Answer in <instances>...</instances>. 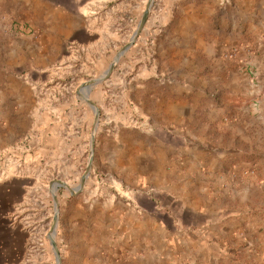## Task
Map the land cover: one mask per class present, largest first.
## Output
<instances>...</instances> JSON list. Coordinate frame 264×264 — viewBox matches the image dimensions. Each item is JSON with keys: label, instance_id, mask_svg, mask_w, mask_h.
Masks as SVG:
<instances>
[{"label": "rangeland", "instance_id": "rangeland-1", "mask_svg": "<svg viewBox=\"0 0 264 264\" xmlns=\"http://www.w3.org/2000/svg\"><path fill=\"white\" fill-rule=\"evenodd\" d=\"M204 1L0 0V264H168L134 247L119 251L108 200L131 202L134 185L110 161L129 149L127 133L136 138V131L151 129L142 112L157 115L152 101L166 96L167 75H141L166 69L161 52H174L172 36ZM218 1L197 117L234 88L233 105L254 119L240 167L227 175L238 184L240 226L227 237L229 249L214 251L208 264H264V20L247 13L243 0ZM80 24L94 34L76 31ZM165 225L173 231L170 219ZM186 243L168 256L171 262L207 264L196 240Z\"/></svg>", "mask_w": 264, "mask_h": 264}, {"label": "crops", "instance_id": "crops-1", "mask_svg": "<svg viewBox=\"0 0 264 264\" xmlns=\"http://www.w3.org/2000/svg\"><path fill=\"white\" fill-rule=\"evenodd\" d=\"M243 3L247 13L264 20V0ZM218 5V0H207L198 9L193 8L191 20L170 40L174 52H161L167 57L166 69L153 67L141 75L143 79L167 75L161 89L166 96L152 101L157 115L142 112L151 129L136 131V138L127 133L129 149L110 161L112 167L119 164L117 173L130 176L134 185L129 190L131 202L115 196L108 200L110 229L116 232V244L123 254L134 247L148 257L173 264L169 257L189 246L186 238L191 236L208 264L214 251L224 253L229 249L227 237L240 226L239 197L233 190L238 184L229 183L227 175L240 167L244 150L241 143L252 142L249 126L254 118L241 116L233 105V98L239 94L234 88L225 90V99L209 109L203 119L197 117L199 97L206 89V75L201 74L205 54L211 51L209 35L212 31L218 33L211 22ZM76 29L94 34L81 24ZM159 48H164L162 41ZM137 88L155 91V87L146 85ZM225 116L232 121L222 123L219 119ZM122 136L116 143L121 144ZM229 202L235 205L230 207ZM166 219L172 222V232L165 225Z\"/></svg>", "mask_w": 264, "mask_h": 264}, {"label": "water", "instance_id": "water-1", "mask_svg": "<svg viewBox=\"0 0 264 264\" xmlns=\"http://www.w3.org/2000/svg\"><path fill=\"white\" fill-rule=\"evenodd\" d=\"M151 1H152V0H151ZM148 15H149L148 12H146L145 15H144V18H143V20H142V22H141V24H140L139 32L137 33V35H138V34L140 33V31L143 29V27H144V25H145V23H146V21H147ZM129 47H130V45H128L127 47H125L124 50L128 49ZM121 54H122V53L120 52V53L117 55V59L121 56ZM114 68H115V64H113V65L109 68V70L106 72V76H107V77L110 76V75L113 73ZM96 82H98V80H97V81H94V83H96ZM89 103H90L91 105H93V106H96L95 103L92 102V101H89ZM95 110H96V113H97V115H98V110H97V109H95ZM94 145H95V138L93 137V139H92V147H93V148H94ZM91 164H92V160H91L90 165H89V167H88V169H87V173H86V175H85V176L82 178V180H81V186H80V187L78 188V190H76V191L79 192L81 189L84 188L86 178H87V176H88V174H89V172H90V170H91ZM57 185H58L59 187H60V186L65 187L66 183H64V182H62V181H59ZM54 199H55V202H56L57 205H58V199H57V197H56L55 195H54ZM57 221H58V219H57V217H55L54 226H53V228H52V232H53V233H55V229H56V226H57ZM52 242H53V245H54V247H55V251H56L57 259H58V261L60 262V261H61V255H60V253H59V249H58V247H57L55 241H53V239H52Z\"/></svg>", "mask_w": 264, "mask_h": 264}, {"label": "bare ground", "instance_id": "bare-ground-1", "mask_svg": "<svg viewBox=\"0 0 264 264\" xmlns=\"http://www.w3.org/2000/svg\"><path fill=\"white\" fill-rule=\"evenodd\" d=\"M67 187V185H65Z\"/></svg>", "mask_w": 264, "mask_h": 264}]
</instances>
